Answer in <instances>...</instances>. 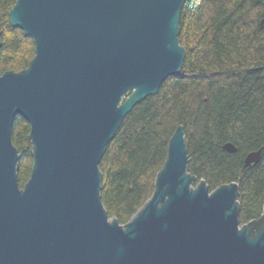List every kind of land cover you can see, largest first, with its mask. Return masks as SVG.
<instances>
[{"label":"water","instance_id":"water-1","mask_svg":"<svg viewBox=\"0 0 264 264\" xmlns=\"http://www.w3.org/2000/svg\"><path fill=\"white\" fill-rule=\"evenodd\" d=\"M185 2L15 0L9 23L32 39L34 55L0 73V264H264V204L240 223L236 181L194 184L182 124L127 222L102 202L99 164L123 118L182 68ZM17 116L29 123L33 157L22 187ZM262 155L249 152L243 167Z\"/></svg>","mask_w":264,"mask_h":264},{"label":"trees","instance_id":"trees-1","mask_svg":"<svg viewBox=\"0 0 264 264\" xmlns=\"http://www.w3.org/2000/svg\"><path fill=\"white\" fill-rule=\"evenodd\" d=\"M15 0H0V73L25 68L32 39L9 23ZM264 0H186L179 43L186 56L179 73L138 102L123 118L99 167L102 202L110 217L127 222L150 197L167 145L182 124L196 184L210 190L239 184L240 223L257 218L264 204V155L243 167L245 156L264 147ZM29 123L17 116L12 142L19 152L22 187L32 168ZM231 142L233 153L223 149Z\"/></svg>","mask_w":264,"mask_h":264}]
</instances>
